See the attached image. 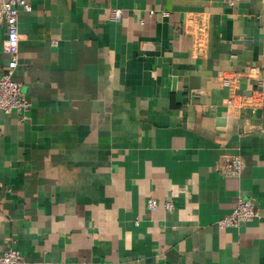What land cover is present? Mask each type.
I'll list each match as a JSON object with an SVG mask.
<instances>
[{
	"label": "crops",
	"instance_id": "obj_1",
	"mask_svg": "<svg viewBox=\"0 0 264 264\" xmlns=\"http://www.w3.org/2000/svg\"><path fill=\"white\" fill-rule=\"evenodd\" d=\"M27 1L16 48L0 21L31 103L0 112V253L264 264V0ZM240 198L258 216L220 226Z\"/></svg>",
	"mask_w": 264,
	"mask_h": 264
},
{
	"label": "built area",
	"instance_id": "obj_2",
	"mask_svg": "<svg viewBox=\"0 0 264 264\" xmlns=\"http://www.w3.org/2000/svg\"><path fill=\"white\" fill-rule=\"evenodd\" d=\"M232 4V1L230 0ZM20 10H31L27 0H0V21L5 24V32L8 46L16 48L19 42L18 20ZM152 12V11H151ZM115 17H119L121 9H113ZM17 66V55L14 53L6 65V69L0 73V112H15L20 121L27 119V113L31 103L27 99L22 84L14 77ZM256 92L264 97V70L257 79ZM242 160L239 156H233L225 164L224 173L229 176H238L241 173ZM157 205L156 199L150 197L147 200V207L154 209ZM168 210L173 209L171 201L165 202ZM258 216L254 202L249 198H240L232 211L218 220L220 226H238L240 223L250 221ZM0 264H25L22 253L15 247L14 241L4 248L0 253Z\"/></svg>",
	"mask_w": 264,
	"mask_h": 264
}]
</instances>
